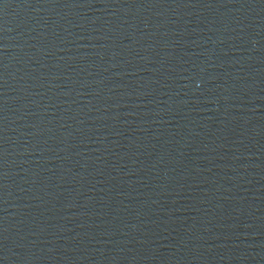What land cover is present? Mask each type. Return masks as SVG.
<instances>
[{
	"label": "water",
	"instance_id": "water-1",
	"mask_svg": "<svg viewBox=\"0 0 264 264\" xmlns=\"http://www.w3.org/2000/svg\"><path fill=\"white\" fill-rule=\"evenodd\" d=\"M0 264H264V0H0Z\"/></svg>",
	"mask_w": 264,
	"mask_h": 264
}]
</instances>
